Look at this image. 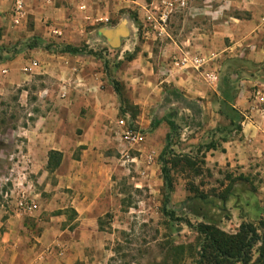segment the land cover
<instances>
[{"label":"rangeland","instance_id":"obj_1","mask_svg":"<svg viewBox=\"0 0 264 264\" xmlns=\"http://www.w3.org/2000/svg\"><path fill=\"white\" fill-rule=\"evenodd\" d=\"M163 1L54 2L67 13L79 11L84 4L91 16L110 18L109 23L100 25L87 23L85 30L92 34L89 40L92 46L88 48L98 53L94 57L101 60L105 76L110 83L111 80L119 83L121 95L115 91L119 99L117 111L114 115L111 111L104 114L107 119L104 138L99 129H79L80 139L87 135L89 141L72 155L75 161L86 155L87 160L99 167L94 172L98 178L84 179L80 186L108 185L111 192L103 196H107L109 210L99 219L100 229L107 237L102 264H196L204 235L180 219L213 226L226 235H237L243 225L251 223L256 228L248 236L253 239L251 258L236 264H264L260 256L264 246V157L257 167L256 161L245 164L240 162L241 158L233 166L229 163L213 167L209 166L206 149L212 141L220 143L223 138L243 140L240 115L232 110L236 106L252 115L248 107L253 103L249 101L256 98L258 90L261 97L253 105L264 108V58L263 62L257 61L264 56V0H188L187 8L170 17L166 33L146 37L145 9ZM8 13H13L11 8ZM34 15L29 16L28 26L36 23ZM38 15L40 24H55ZM121 25L131 32L123 37V46L132 41L135 52L125 51L122 46L110 48L98 33L100 27L115 29ZM3 35L0 30V57L7 59L12 56L13 46L20 50L38 41L37 35L25 42L17 35L4 38ZM41 41L52 44L54 52H58L53 40L44 37ZM194 56L205 59L199 69L190 60ZM206 70L217 73L215 83L207 80ZM177 75L188 84L177 85L174 80L171 84L161 83L164 77ZM248 77L252 80L248 81ZM59 83L53 76L47 79L34 74L20 85L0 88V223L16 211L23 212L20 220L26 222L56 221L63 227L65 222L60 220L63 214L73 219L72 209L63 208L70 205L77 192L75 186L79 185L69 176L68 170L73 166L68 163L60 169V165L50 172L38 148L43 141L38 136L44 130L31 128L37 121L46 123V113L51 107L65 104V90ZM211 107L224 112L225 130L220 134L213 128L222 120ZM126 113L145 134L140 145L132 146L121 137L117 120ZM258 116L257 121L263 122L260 113ZM234 117L238 118L232 124ZM166 118L178 125L169 146L167 135L171 129L165 120L157 129L150 130L153 121ZM255 119L253 115L252 120ZM50 124V128L56 126L54 122ZM185 126L189 127L184 129ZM166 147L173 180L167 204L168 187L163 179L161 157ZM101 167L113 172L107 184ZM21 201L37 205L33 215H26L32 211H23ZM0 227L2 233L3 226ZM38 232L34 229L35 234Z\"/></svg>","mask_w":264,"mask_h":264},{"label":"crops","instance_id":"obj_2","mask_svg":"<svg viewBox=\"0 0 264 264\" xmlns=\"http://www.w3.org/2000/svg\"><path fill=\"white\" fill-rule=\"evenodd\" d=\"M22 1L25 15L21 18L20 23L15 24L14 27L12 24L14 22L13 13L8 12L10 8L13 9L15 0L14 4L13 0H0V30L4 34L3 38L9 35L11 37L17 35V38H22V41L25 42L28 38L37 35L36 39L43 45L45 43L41 41L42 38L48 37V40H53L61 46L70 44L75 46L89 45L90 47L92 45H90L89 40L92 34L86 33L85 25L87 23L100 25L103 24V19L109 18L102 15L91 16L87 13L84 4L79 7V11L73 10L67 13L63 7L55 6V0ZM29 12L35 14L36 23L33 27L28 26V19L31 15ZM38 14L44 15L46 20H52L55 24L49 26L40 24ZM102 28L106 27L98 28V33L106 40V44L110 48L120 49L122 46L125 51L134 50L133 52H135V44L132 41L123 46V37L119 46H112L110 41L100 32ZM131 38L133 35L130 36V40ZM83 42H85L84 45ZM263 58L264 56H259L257 61L263 62ZM31 59L36 60L38 66L31 73H26L23 68ZM4 70L6 73L3 72ZM34 74L44 76L47 79L49 76L59 79V86L65 90L63 94L66 96L65 104L51 107L46 113V123L37 121L31 128L44 130V134L38 136L43 140L38 148L46 163H48L49 151L57 150L63 153L60 169L68 163L73 166L72 169L68 170L69 176L72 182L76 181L79 185L75 186L77 192L75 191L71 197L70 205L63 206L64 209L71 208L73 210H71L73 219L71 217L68 219L66 214H63L60 220H63L65 224L62 227L61 223L56 221L52 223L38 219H31L30 222H26L25 219L20 220L23 212L16 211L15 214H10V218H5L0 223V226H3V232L0 231V264H102L103 257L106 255L105 240L107 237L105 232L100 229L99 219L109 210L107 196L105 198L103 196L107 195L110 189L108 185L101 187L80 186L84 179H97L98 177L94 172L99 167L93 164L91 159L87 160L89 157L86 155H83L81 161L73 160L72 155L78 147L86 145L89 141L87 135H83V139H80V136L77 135L79 129L96 128L101 131L102 138L106 137L104 127H106L107 119L104 114L111 111V114L114 115V112L117 111L119 103L117 93L113 84L105 76L101 60L94 55L91 56L88 53L77 55L55 53L54 50L49 51L42 46L23 47L15 58H3L0 61V88L10 87L11 84L20 85L30 80ZM172 80L177 85L188 84L187 81H183L182 76L178 77V75L164 77L161 83L171 84ZM50 81L54 80L50 79ZM61 81L65 84H62ZM262 94L264 96V93ZM259 97L249 102L254 104V101L257 102ZM253 104L248 107L249 114H252L250 116L243 113L244 111L240 107L234 106L243 125L240 133L243 140L221 139L220 143H216L215 148L208 150L209 166L220 167L229 163L233 166V164L239 163L237 158H241L240 162L245 164L256 161L255 167H257L258 162H261L260 160L264 157V121H257V119L258 113L264 119V108L257 109L258 104H256L257 106ZM211 110L221 117L222 121L216 125L218 127L213 128L220 134L221 131L225 130L222 125L224 112L216 107H211ZM193 112L196 111L192 110ZM253 115L256 117L255 120H252ZM51 122L56 123L54 128H50ZM188 127L185 126L184 129ZM244 157L245 160L243 161L242 158ZM153 163L155 165L156 162ZM101 168L106 173L103 180L107 184V179L110 181L113 178V172L108 167ZM84 193H87L88 196L83 195ZM102 200L104 201L102 202ZM34 212L26 215H33ZM37 226H40L41 229ZM34 229L39 230L38 234L34 233ZM55 246H57V250Z\"/></svg>","mask_w":264,"mask_h":264},{"label":"trees","instance_id":"obj_3","mask_svg":"<svg viewBox=\"0 0 264 264\" xmlns=\"http://www.w3.org/2000/svg\"><path fill=\"white\" fill-rule=\"evenodd\" d=\"M42 46L44 49L52 51V44H41L38 41H34L31 44V47ZM56 50L60 53H70L73 55L88 53L91 55H98L93 49H89L87 45L84 46H75V45H64L55 44ZM12 56L10 59L15 58L19 50L16 46L11 48ZM1 59L5 57H0ZM113 87L117 93L121 95L119 83L116 80H111ZM235 115L238 116L237 110H232ZM125 113V112H124ZM131 116V115H130ZM131 118H133L131 116ZM238 117H234L232 124H235ZM166 121L169 125L171 132L167 135V146L171 143L172 132H175L178 129V125L174 120L171 119H158L152 122L150 130H155L157 126L160 125L162 121ZM227 140V138H224ZM216 147V142L212 141L206 147L207 150ZM167 147L163 150L162 153V171L163 179L168 187V193L166 195V202H169L170 192L173 190V180L170 175V169L168 167V161L166 159ZM63 153L57 150L49 151L48 158V170L50 172L55 171L62 163ZM75 212V211H74ZM168 215H172L168 213ZM183 220L189 227L195 229L200 234L204 235V240L201 243V249L199 251V258L196 261V264H236L237 261L248 262L251 258L250 251L253 246L252 238H248L250 232H256L255 226L251 223L243 225L241 231L237 235H226L222 234L215 227L210 225L198 224L194 225L187 219ZM260 256L264 258V246L260 252Z\"/></svg>","mask_w":264,"mask_h":264},{"label":"built area","instance_id":"obj_4","mask_svg":"<svg viewBox=\"0 0 264 264\" xmlns=\"http://www.w3.org/2000/svg\"><path fill=\"white\" fill-rule=\"evenodd\" d=\"M187 6L188 0H164L160 5L152 7L151 9H146V21H144V32L146 34V37H150V34L158 37L166 33V27L168 26L172 14L176 11L187 8ZM12 11L15 24H19L21 18L25 15L23 1L15 0ZM103 20L104 22H109V18H105ZM190 60L197 66L198 69L200 68V66H203L205 64L204 57L194 56L192 59L190 58ZM37 66L38 62L34 59H31L24 66L23 71L26 73H31ZM3 72L6 73V70H4ZM205 74L207 80L211 83H215L218 80V75L213 70H206ZM260 94L261 93L258 90L255 93L256 98H258ZM117 126L121 129V137L126 143L135 146L140 145L145 141L144 132L135 127L134 120L129 114H125L123 117L119 118L117 120ZM148 159L150 161L153 160L152 156H149ZM19 206L23 211H32L37 208V205L34 202L26 201H21L19 203Z\"/></svg>","mask_w":264,"mask_h":264},{"label":"water","instance_id":"obj_5","mask_svg":"<svg viewBox=\"0 0 264 264\" xmlns=\"http://www.w3.org/2000/svg\"><path fill=\"white\" fill-rule=\"evenodd\" d=\"M100 32L114 47L119 46L121 38L129 34L128 30L122 25L115 29L102 28Z\"/></svg>","mask_w":264,"mask_h":264}]
</instances>
